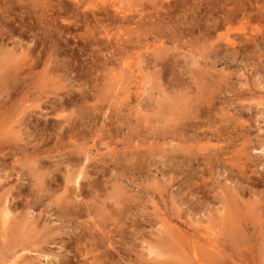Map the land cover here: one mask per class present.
Returning a JSON list of instances; mask_svg holds the SVG:
<instances>
[{
  "label": "rangeland",
  "instance_id": "rangeland-1",
  "mask_svg": "<svg viewBox=\"0 0 264 264\" xmlns=\"http://www.w3.org/2000/svg\"><path fill=\"white\" fill-rule=\"evenodd\" d=\"M6 1L0 0V3L2 4L3 2V6H5L4 9L0 4V32L3 29V31L8 30L4 22H9L12 19L10 20L11 23H9L11 26L13 25L12 28L15 33L11 32L12 37L8 35L4 36L6 39H0V46L2 45L0 51L4 41L5 48L3 47L2 51L6 48H10L8 50L12 48V56L16 60H19L17 58L20 55H25L21 56L20 62L25 61L26 56L30 58L32 54L38 55L41 58V63L35 68H38V71L44 70L42 63L46 56L50 57V65L56 66L53 71L54 75L51 78L45 77L47 79L44 83L42 81L40 85L37 84V90L39 91L33 93L34 96L31 95L34 99L29 96L31 98H26L28 101L24 100V104H30L29 107L23 105L22 108L19 107L17 109V112L16 110H11L15 103V98L17 100L20 97L12 89L9 90V92L12 91L13 93L12 99L11 92L8 93L7 89V93L3 92L2 94L4 97L0 96V100H5L10 94V97H8L11 100L8 101L6 98L5 101L7 103L5 102V104L1 101L3 103L1 108L2 110L4 109L6 115L9 111H12L10 112L11 114L9 113L10 115L8 114L9 117L6 116L7 121H5V113H3L4 116L0 113V121L4 120L0 122V196L4 194V196L2 195L3 197H0V200L7 195L5 197L9 201H7V204L11 202L9 204L11 210L13 208L15 211V214L13 211L14 218L12 217L11 224L6 229L1 225L0 215V233L2 232L1 234L4 237V231L8 232L5 235L6 239L5 237L0 238V257H7L4 258V262H10L8 258L11 256L9 255L10 252L26 247L23 254L27 258H24L25 260L19 259V264H26L27 261L30 262H27V264H80L79 248L83 247L80 245L84 244L82 243L83 241L78 242L79 238L85 236L86 242L90 237V232L92 234L94 231L96 235L102 236L103 233L108 232V229L106 230L105 228H109L110 232L113 230L109 234L117 236L115 238L119 241L116 246L120 245L119 249L124 254V258L118 260V253L116 254L112 248L113 256L115 255V260H118L115 264H161L163 260L161 259V261L160 258L165 261L169 259V261L167 260L168 262L166 261L167 263L164 262L163 264H180L181 255L179 257V254L181 253H179L180 251L178 252L179 254L176 252L180 249L172 248L171 246H174L172 241L177 242V240H180L183 237V231L184 241L188 238V241H192V244L199 245L201 250L202 245L204 246L203 248L211 247L212 245L208 243L211 242V236H206L204 232L205 225L203 224L205 223V218L211 219L213 217L212 214L214 215V212H216L217 215L215 213L214 217L221 219L219 215L222 210L221 212L219 211L223 204V206L226 205L228 200L234 203L236 201L237 203L240 202L238 204L241 209L242 201L239 200L242 199L240 197H238L239 200L238 198L236 199L237 196L234 195V192L238 193L243 186L246 187L247 198L249 199V197L253 196L250 200L251 205H253V201L254 203L256 202V206H254L255 208L257 207V211L255 208L254 211L257 214L260 212L258 209L260 207L259 204L264 202L263 194H260L264 193V150L261 148L263 147L262 144L264 145V0H262L263 2L261 0H80L81 6H78L75 0H60V2H58L59 0H49L50 21L47 22L48 24L44 23L46 18L44 19L43 16L45 15L42 7L44 4L43 0H38L37 2L20 0V2L24 3H22L23 5L21 4V9L19 8L21 6L19 0H17V3L16 0H8L12 5ZM29 1L31 4H29ZM57 2L59 7L56 6ZM60 3L64 4L63 6L65 7L62 8ZM29 5H31L30 8L27 7ZM11 8L13 9L11 10ZM34 8L36 9L34 10ZM8 9L10 10L6 11ZM116 10L123 12L121 16L120 14L118 15ZM21 16L24 18L25 23H29L30 20L32 22V30L26 31L27 33L19 26V22L22 20ZM119 16L121 19H118ZM28 19H30L29 22ZM16 20H18V23ZM15 24L16 26H14ZM44 27L45 30H43ZM247 33H249V36ZM246 36L249 38H246ZM2 58L4 57H1L0 62ZM195 78L199 80L195 82L199 87L193 82ZM42 80H44L43 77ZM207 81H209L208 86H205ZM201 82L205 85H202ZM213 82H215V86L212 84ZM206 89L210 93L211 100L209 99L208 103L203 101L206 98L202 100L205 108L200 103V100L205 96H207L208 100ZM83 90L84 93H82ZM195 93H200V95L196 98L197 94L194 97ZM203 93L206 94L204 95ZM5 94H7L6 97ZM57 94H59L58 98L61 100L66 99L64 95L71 98L74 97V99L70 98L71 100L69 101L73 100L72 103L77 101L75 104L76 106L79 104L78 107L82 109L81 113L79 112L81 109L71 103L69 105L71 107L55 108L58 105L55 101L59 100ZM182 96L187 99V96H189L188 100L190 101L187 102ZM50 99L56 104L53 108L56 110L59 108L58 111L47 112V110H50V104L48 103ZM19 102L20 100L16 101L15 107L19 105ZM195 102H198V105ZM81 103L83 106H80ZM10 105L12 106L11 108L9 107ZM92 105H95V108ZM199 105L202 106L200 107ZM7 106L8 111L5 108ZM86 107L89 108L87 109ZM189 108L200 109L199 113L202 112V115L205 116L203 120L209 122L224 116L223 114L226 112V118L228 115L227 119L230 118L234 122L232 121L233 123L231 124L229 119L225 121L226 126H224L227 127L229 125L230 128L228 127L227 130L238 135L231 144L237 147V144L241 142L242 144L240 145H245V148L243 146L241 148L238 147L239 149L244 148L243 155L245 158L247 155L249 157L246 171H243L236 163L234 165L224 161V155L222 158V156L210 152L207 157L206 153L209 150L206 151L205 148V150L199 149L198 151L190 145V143L195 142L196 138L198 142H207V137H202L201 134L213 128H209L210 126L207 123L208 126L202 125L201 128H198L197 122L202 118H195L194 120L196 121H194V113L191 114V112L195 110L189 112ZM87 110L88 112H86ZM96 111L97 113H95ZM177 111L181 112V114ZM42 112L44 114H41ZM83 113L85 114L83 115ZM219 113L222 115H219ZM233 114L235 116H232ZM26 115L30 116V121L29 118L25 121L27 125L24 124ZM64 116L65 118H63ZM89 116L93 117V119ZM209 116H213L214 119ZM1 117L5 118L2 119ZM44 117L48 118L47 125L44 123L47 118L45 119ZM59 117L63 121H57ZM98 119L102 120L100 124ZM81 120L83 121L82 125ZM48 121H51L54 125L52 124L51 126ZM64 121L65 124L67 123L66 125H64ZM87 121L89 122L87 123ZM37 122H39L40 126ZM92 122L96 124H92ZM176 122L182 123L176 124ZM194 123L196 124L194 125L195 128L191 126ZM220 123L222 122L217 121L216 125H220ZM68 124L70 125L68 126L69 128L66 127ZM55 125H57L59 130L55 131ZM60 125H64V131L67 129L64 134H71V136L69 134L66 136L74 140V143L71 139V144L67 143L69 139L66 140L67 137L65 138L64 134L60 133L63 131L62 128L60 130ZM86 125L89 127L88 129ZM184 125L188 127L186 128ZM45 126L47 128L50 127V130ZM74 127H80L84 132L78 134V130L72 131ZM41 128L44 129L43 132V129L40 130ZM190 128L191 131L189 130ZM19 129H21V132L18 131ZM164 129L165 131H163ZM169 129L174 131L172 132L175 137L171 136L173 133ZM184 130H187V133ZM48 131L50 132L48 133ZM196 132L200 137H196ZM209 132L211 133V131ZM182 133L187 136L184 138L179 137ZM75 137L78 140L77 142H75ZM91 138H94L93 141L95 143L99 140L100 142L95 144ZM95 139L98 140L96 141ZM211 139L215 142L218 141L217 138ZM169 140L170 142H168ZM181 141L183 142L181 143ZM235 142L236 145L234 144ZM176 143H178V146L180 144V146L177 147ZM75 146L79 149H76L77 147L75 148ZM80 147H84V149H80ZM69 148H73V150ZM75 149L81 153L77 155L78 152L76 154ZM85 150L88 151V154L90 153V160L86 161L87 164L90 163L88 170L91 169V166L94 168L99 166V168L91 171L94 169L92 168L90 170L92 175L89 174L83 179V182L88 181L89 183V181H93L90 182L92 183L91 186L88 184L87 187L83 186L81 188H84L80 190L81 193L78 196L81 200L77 202L75 199L77 197L76 193L73 192L74 188L71 185L73 182L67 183L65 177L69 171L68 168H73V161L76 160V155L78 156L77 161H82ZM63 151H65V155L62 154ZM37 154L38 156H36ZM92 156L94 159L91 158ZM69 157L73 161H70ZM40 158L41 162H39ZM207 158L211 159V165L206 164L208 163ZM69 163L72 166L69 167ZM54 167L57 169H54ZM38 168L44 173L42 177L38 176L42 174L40 171L37 173ZM43 168L48 172L45 169L43 171ZM249 169L251 170L249 171ZM237 170H240V173ZM202 173L203 175H201ZM48 175H51V177L49 176L48 178ZM244 175L251 177L248 180L249 189L256 187L252 189L256 190V192L249 190L248 184L240 181L247 179ZM201 176L206 177L208 186L201 188V192H204L199 193V196L206 195L202 197V199H205L204 202L200 199L201 201H197L198 203L196 204L195 193L190 194V191L193 188L200 190L198 187ZM237 176L240 178L238 179ZM255 176H260V179ZM96 178L99 179V181L97 180L99 183L97 185L95 183L97 182L95 181ZM231 178L235 179V182ZM44 182L46 185H44ZM229 183L232 185L230 186ZM251 183L255 186L251 185ZM66 184L68 187H65ZM113 184H115L116 188H113ZM235 185L241 187V190ZM62 186L63 189L61 188ZM117 186H120L118 187L119 189ZM112 188L114 191H112ZM93 189L95 192H93ZM120 189H122L121 192H119ZM228 189L234 191L230 192ZM120 193L121 195H119ZM232 193H234L235 197ZM81 194L89 196L87 198ZM223 194L228 200H222L225 198ZM254 197L256 200H254ZM2 205L3 203H0V213L2 212ZM217 205H221L219 206L220 208ZM113 206H116L117 211H115L116 209L114 210ZM262 206H264V203ZM238 209L239 207L234 208L235 211ZM260 209L261 212L264 211V207ZM88 211L92 214L90 213L91 215H89ZM107 212L111 213L108 214ZM21 213H23V216H21ZM114 213L115 216L113 215ZM117 216L120 217L118 218ZM15 218L18 220H14ZM214 219H211L212 222L209 224L216 225L215 227L219 228L220 226H217L218 223L216 224V222H219V225H225L221 226V229L225 227L224 231L226 234L227 231H231L230 229L233 225L231 226L228 223L230 227L228 224H222L223 219L219 221L217 219L216 222ZM262 219L260 220L264 221V218ZM19 220L21 221L20 223L23 222L22 224L25 222V230L23 225L18 223ZM13 221L17 225L14 226ZM209 224H206V226H209ZM250 224L252 226H249V232L251 231L250 233H253V235L249 236L248 240L245 237L246 242H244L245 239L243 238V243H240L242 239L238 241L239 244L236 240L234 243L232 236L231 238L229 237L231 234H227L229 236L227 237L226 235L224 240L225 235L223 236L222 234L225 232L220 237L219 235L217 236L218 240L220 238L221 240H214V242L221 243L220 248L222 254L226 255L225 257L221 256L222 254L218 250V252L215 249L210 251V248L209 251L208 248L203 249V251L207 250L208 252L204 251L205 253H203L202 251L199 254L206 255H204L203 259L208 256L210 259L207 257V260H204L210 264L220 261L218 264H222L223 260V263L226 262V264H264V253H262L264 252V239H262L264 237L261 235V232H264V226L263 228L261 226L264 224L260 222L259 225L256 222V225ZM228 226L229 228H226ZM253 229L255 230L253 231ZM170 230L173 232L172 235ZM178 231L180 233L177 235L180 237L176 236ZM1 234L0 236L2 237ZM186 234L189 237L187 236L186 238ZM260 235L261 237L259 238ZM203 236H205L204 239ZM197 238L200 239V243ZM3 239L7 240V244L8 242L9 244L6 245V241H2ZM9 239L10 241H8ZM222 239L224 242H222ZM15 240L17 241L15 242ZM18 240H20L18 245L22 246L23 244L22 247L15 246L19 242ZM157 242H160L159 245ZM206 242L207 244H205ZM164 243L168 254L163 252V250L166 251ZM222 243L225 245L223 246ZM9 245L16 247L15 250L12 247L10 248ZM161 245L163 247L162 251L160 249L162 248ZM3 247L6 248L3 249ZM27 247L31 250L33 249V251H30ZM150 247L158 248V250H154L156 254L154 251L153 253L151 252ZM159 249L160 253L163 252L164 255L159 253ZM170 249L171 252H169ZM2 250H5L3 251L4 253ZM197 250L201 252L198 246ZM75 253L77 254L75 255ZM170 253H173L174 257L172 255L173 258H165V255L166 257L171 256ZM216 254L218 256H215ZM74 256L75 261L71 262ZM172 260L177 262L172 263ZM8 262L6 264H10Z\"/></svg>",
  "mask_w": 264,
  "mask_h": 264
},
{
  "label": "bare ground",
  "instance_id": "bare-ground-1",
  "mask_svg": "<svg viewBox=\"0 0 264 264\" xmlns=\"http://www.w3.org/2000/svg\"><path fill=\"white\" fill-rule=\"evenodd\" d=\"M2 1V0H1ZM6 1V0H5ZM8 1V0H7ZM6 1V2H7ZM13 1H15V0H13ZM12 1V2H13ZM26 1V0H25ZM28 1V0H27ZM31 1V0H30ZM29 1V2H30ZM38 0H36V1H34L33 0V2H37ZM41 1V0H40ZM76 1V3H77V5L78 6H81V1L80 0H75ZM262 1V0H261ZM18 1L16 0V3H17ZM19 2H20V0H19ZM43 2H44V4L42 5V7L44 8V14L45 15H43L44 16V23L45 24H48L47 22H49L50 21V18H49V0H43ZM58 2H60V0L58 1ZM58 2H57V5L56 6H58ZM62 2V1H61ZM259 2V1H258ZM263 2V1H262ZM8 3H9V1H8ZM11 3V2H10ZM9 3V4H10ZM23 2H20L19 4L21 5ZM260 3V2H259ZM1 4V3H0ZM8 4V5H9ZM24 4V3H23ZM22 4V5H23ZM27 4V3H26ZM26 4H25V6H26ZM29 4H31V2L29 3ZM61 4V6H62V8L63 7H65V6H63L64 4H62V3H60ZM11 5H12V3H11ZM22 5L21 6H19V8L20 7H22ZM36 5V4H35ZM40 5V4H39ZM1 6L2 7H4V9H5V6H3V2H2V4H1ZM1 6H0V8H1ZM30 6L31 5H29V6H27V7H29L30 8ZM34 6V5H33ZM55 6V5H54ZM55 6V7H56ZM7 7H11V6H7ZM13 7V6H12ZM26 7V8H27ZM37 7V6H36ZM39 7V6H38ZM52 7V6H51ZM59 7V6H58ZM58 7H57V9H58ZM18 8V9H19ZM24 8V7H23ZM22 8V9H23ZM29 8H28V10H29ZM33 8V7H32ZM42 8V9H43ZM13 8H11V10H12ZM21 9V8H20ZM36 8H34V10H35ZM259 9H260V7H259ZM10 9H8V10H6V11H9ZM27 10V11H28ZM27 11H25L26 12V14H28L27 13ZM30 11V13H31V10H29ZM117 12H118V15L120 14V16H121V13H123L122 11H120V10H116ZM12 12V11H11ZM42 12V13H43ZM48 12V13H47ZM5 14V13H4ZM25 14V15H26ZM52 14V13H51ZM11 15V14H10ZM20 15H21V13H20ZM25 15H22V16H25ZM30 15V14H29ZM28 15V16H29ZM115 15H117V14H115ZM22 16H21V18H22ZM52 16V15H51ZM120 16H119V18L118 19H121L120 18ZM4 17V16H3ZM7 17V16H6ZM20 17V16H19ZM39 17V16H38ZM97 17V16H96ZM20 18V19H21ZM94 18H95V16H94ZM98 18V17H97ZM96 18V19H97ZM122 18L124 19V17L122 16ZM5 19V18H4ZM42 19V18H41ZM10 20H12V19H10ZM10 20H9V22H10ZM26 20V19H25ZM29 20L30 19H28V22H29ZM36 20H38V19H36ZM40 20V19H39ZM17 21V23H18V20H16ZM8 21H5L4 22V24L6 23V25H7V29L8 30H6V31H1L0 32V39H2V40H4V39H6V38H4V36H8V35H10L11 36V32H14L13 31V28H12V26L10 25V23H9ZM14 23V22H13ZM40 23V22H39ZM51 23V22H50ZM53 23V22H52ZM42 24V23H41ZM14 26H16V24L14 25ZM18 26V25H17ZM19 26L21 27V29L25 32V33H27L26 31H30V30H32V22H31V20H30V22L29 23H25V21H24V18H22V20L19 22ZM35 26H36V24H35ZM46 26V25H45ZM9 27V28H8ZM19 28V27H18ZM15 29V28H14ZM34 29V28H33ZM41 29V28H40ZM43 29V28H42ZM17 30V29H16ZM43 30H45V27H44V29ZM47 30V29H46ZM15 33V32H14ZM21 33V32H20ZM35 33H37V32H35ZM40 33V32H39ZM22 34V33H21ZM38 34V33H37ZM14 35V34H13ZM16 35V34H15ZM43 35V34H42ZM247 35L249 36V33H247ZM44 36H45V34H44ZM248 36H246V38H249ZM12 37V36H11ZM35 38V37H34ZM44 38V37H43ZM1 40V41H2ZM36 40V39H35ZM94 41H95V39H94ZM37 42V41H36ZM39 42V41H38ZM96 42V41H95ZM235 42V41H234ZM230 43V42H229ZM2 44H3V47L5 48V43H4V41L2 42ZM2 46V45H1ZM0 46V47H1ZM33 46H35L34 44H33ZM37 46H38V44H37ZM3 47L1 48V51H2V49H3ZM8 49H10V48H6V49H4L2 52L0 51V54L5 58H2V61L0 62V96H3L2 94H3V92H6V89H7V91H8V93H10L11 94V99L13 98V93H12V91H10L9 92V90L10 89H12L13 90V92L14 93H16V94H18V99L17 100H20V102H19V105L18 106H16L15 107V103H16V98H15V103H14V105H13V108H15V109H13V108H11L12 106L10 105L9 107L11 108V110L12 111H14V110H16V112H17V109H19V107H23V105L25 106V107H29L30 106V104H24V100H26V98H28L29 96H31V95H33V93H35L36 91L38 92L39 90H37V84H41L42 83V81H43V83H44V81L47 79V78H51V76L52 75H54V69H55V66L56 65H53V66H51L50 65V63H51V60L46 56V58H45V60L43 61V66H44V70L43 71H38L37 69H35L36 67H37V65L38 64H40L41 62H40V57H38V55H36V54H32L31 56H30V58H27V56H26V58H25V61H22V62H20V58H21V56L23 57V56H25V55H18L19 56V58H17V59H19V60H16L15 58H14V56H12V54H13V51H11L12 50V48H11V50H8ZM14 49V48H13ZM33 49H35L34 47H33ZM28 51H29V49H27ZM14 51H16L15 49H14ZM35 52V51H34ZM37 52H38V50H37ZM22 53H23V51H22ZM19 54H21V53H19ZM15 55V54H14ZM28 55V54H27ZM1 56V57H2ZM17 56V55H16ZM42 56V55H41ZM1 57H0V59H1ZM42 58H44V57H42ZM22 59H24V58H22ZM156 60V59H155ZM10 61V62H9ZM103 61H104V59H103ZM156 61H158V60H156ZM53 62V61H52ZM115 63V62H114ZM155 63V62H154ZM50 65V66H49ZM98 65V64H97ZM157 65V64H156ZM39 67V66H38ZM121 67V66H120ZM129 67V66H128ZM115 69V68H114ZM126 71H127V69H126ZM123 73H124V71H123ZM42 77H43V79L44 80H42ZM45 77H47V78H45ZM204 77H206V76H204ZM208 79V78H207ZM49 80V79H48ZM203 80V79H202ZM211 80V79H210ZM196 81H199V80H196V78H195V81L193 80V82H194V84H195V82ZM205 81V80H204ZM203 81V82H204ZM212 81H214V80H212ZM203 82H201L202 83V85H205ZM198 83V82H197ZM205 83H207L205 86H208V83H209V81H207V82H205ZM199 84H200V82H199ZM211 84V83H210ZM213 85L215 84V82H213L212 83ZM45 85V84H44ZM195 85H198V84H195ZM212 85V86H213ZM216 85V84H215ZM214 85V86H215ZM46 86V85H45ZM211 86V85H210ZM209 86V87H210ZM198 87H199V85H198ZM197 87V88H198ZM209 87H208V89H209ZM41 88V87H40ZM200 88L202 89V87L200 86ZM205 88V87H204ZM203 88V89H204ZM91 89V88H90ZM5 90V91H4ZM197 90V89H196ZM211 90V89H210ZM88 91V90H87ZM205 91V90H204ZM206 91H207V89H206ZM205 91V92H206ZM180 92V91H179ZM182 92V91H181ZM208 92V91H207ZM7 93V92H6ZM67 93V92H66ZM68 93H69V91H68ZM82 93H84V90H83V92ZM10 94H8V96L10 95ZM197 94V96H196V98L198 97V95H200V93L198 94V93H195L194 94V97H195V95ZM204 95L206 94V93H203ZM203 94H201L202 96H203ZM208 94V100H207V96H205V97H202V99L200 100L201 102V104L203 103V101H206V103H208V101H209V99L211 100V96H210V93L208 92L207 93ZM15 95V94H14ZM59 94H57V98L59 97L58 96ZM61 95V94H60ZM7 96V94H5V97ZM6 97L7 98V100L8 101H10L9 100V97ZM34 96V95H33ZM33 96H31L32 98H33ZM65 97H66V99L65 100H61L60 98H58L59 100H57V101H55V103L56 104H58V105H56L55 103H53L54 101H52L51 99H50V102H48L49 104H50V110H47V112L49 113V112H52L53 110H55V111H58L59 110V108L56 110V109H54L53 107L55 106V108L56 107H60V109L61 108H65L66 106H68V107H71V106H69V105H71V104H74L75 106H76V102L77 101H74L75 103H72V101H69V100H71L72 98L74 99V97H70V96H66V95H64ZM71 96H73V95H71ZM180 96V95H179ZM4 97V96H3ZM3 97H2V99H3ZM16 97V96H15ZM31 97H29V98H31ZM61 97V96H60ZM82 97V96H81ZM86 97V96H85ZM185 100H187V102L188 101H190V100H188L189 99V96H187L188 97V99L187 98H185L184 96H182ZM6 98H5V100H6ZM36 98V97H35ZM71 98V99H70ZM84 98V97H83ZM200 98H201V96H200ZM200 98H198V99H200ZM204 98H206V100H203ZM1 99V98H0ZM34 99V98H33ZM37 99V98H36ZM173 99V98H172ZM5 100H0V113H2V115H3V113H5V111H4V109L2 110V104L3 103H1V101H3L4 102V104H5ZM54 100V99H53ZM56 100V99H55ZM84 100V99H83ZM173 100H175V99H173ZM184 100V101H185ZM197 100V99H196ZM203 100V101H202ZM14 101V100H13ZM13 101H12V103H13ZM26 101H28V100H26ZM35 101H37V100H35ZM34 101V102H35ZM52 101V102H51ZM193 102V101H192ZM212 102V101H211ZM7 103V102H6ZM71 103V104H70ZM83 103V102H82ZM82 103L80 104V106L82 105ZM173 103H175V102H173ZM190 103V102H189ZM196 103V102H195ZM199 103V104H200ZM46 104H47V101H46ZM177 104H178V102H177ZM181 104H183V103H181ZM194 104V103H193ZM8 105H9V103H8ZM17 105V104H16ZM97 105V104H96ZM186 105V104H185ZM188 105V104H187ZM191 105V104H190ZM190 105H189V107H190ZM196 105H198V102L196 103ZM203 105V104H202ZM202 105H199L200 107L202 106ZM49 106V105H48ZM78 106H79V104H78ZM78 106H76V107H78ZM83 106V105H82ZM93 106V105H92ZM95 106V105H94ZM93 106V107H94ZM176 106V105H175ZM199 106H197L198 108H199ZM186 107V106H185ZM192 107V106H191ZM203 107H205L204 105H203ZM4 108V107H3ZM6 108V110L8 111V106L7 107H5ZM51 108H53V109H51ZM78 108H80V107H78ZM87 108V107H86ZM89 108V107H88ZM87 108V109H88ZM95 108V107H94ZM182 108V107H181ZM188 108V107H187ZM193 108V107H192ZM190 109V111L189 112H191V110H195V109ZM195 108V107H194ZM206 108V107H205ZM208 108V107H207ZM215 108V107H214ZM81 109V108H80ZM105 109V108H104ZM103 109V110H104ZM209 109V108H208ZM75 110V109H74ZM99 110V109H98ZM107 110V109H106ZM178 110H180V109H178ZM218 110V109H217ZM226 110V109H225ZM6 111V112H7ZM12 111H9V113L10 112H12ZM60 111H63V110H60ZM76 111V110H75ZM81 111H82V109L79 111L80 113H81ZM105 111V110H104ZM183 111V110H182ZM199 111H201L200 109L198 110H195V111H192L191 112V114L192 113H194L193 114V120L196 118V119H201L200 121H198L197 122V127L199 128H201V126L202 125H209L210 127L209 128H213V129H211V130H209V131H211V133L209 132V131H204L202 134H201V136L203 137V136H205V138L207 137V142H205V143H203V142H198V141H196L197 140V138H196V140H194L195 142H193L192 144L190 143L191 142V140H190V142L188 141V143H190V145L194 148V149H197L198 151H199V149L201 150H205V148H206V151L207 150H209V152L208 153H206L207 154V157L209 156V154H210V152H214V154H216V155H218V156H222V158H223V155H224V161H227L228 163L230 162L231 164L233 163H236V165H238L239 167H241L242 168V170L243 171H246V168L248 167V163H247V161L249 160V157H248V155L246 156V158L244 157V155H243V153H244V146L245 145H240V144H242L241 142H240V144H237V147L236 146H234L233 144H231V143H233V140L238 136L237 134H233V133H231L230 131H228L227 129H228V127H229V125L227 126V127H225L226 125H225V121H228L229 119H227L229 116L227 115V118H226V112H224V116H220L218 119H214V117L213 116H209V117H213V121H211L210 119V121L211 122H209V121H204L203 120V118L205 117L204 115H202V112L201 113H199ZM206 111V110H205ZM208 112H210L209 110H207ZM215 111H216V109H215ZM219 111H220V109H219ZM86 112H88V110L86 111ZM103 112V111H102ZM101 112V113H102ZM178 112V111H177ZM207 112V113H208ZM213 112V111H212ZM223 112V111H222ZM8 113V114H9ZM15 113V112H14ZM77 113V112H76ZM95 113H97V111L95 112ZM109 113V112H108ZM178 113H180L181 114V112H178ZM182 113H184V112H182ZM6 115V113H5V117L6 116H8L9 117V115L11 114H9V115ZM13 114V113H12ZM39 114H40V112H39ZM41 114H44L43 112L41 113ZM78 114V113H77ZM85 113H83V115H84ZM187 114H188V110H187ZM187 114H185V115H187ZM209 114V113H208ZM213 114V113H212ZM211 114V115H212ZM103 115V114H102ZM183 115V114H182ZM184 115V116H185ZM190 115V114H189ZM210 115V114H209ZM217 115V114H216ZM219 115H222V114H220L219 113ZM1 116V115H0ZM4 116V115H3ZM47 116V115H46ZM66 116V115H65ZM65 116L63 117V118H65ZM80 116V115H79ZM93 116H95V114H93ZM104 116V115H103ZM232 116H235L234 114L232 115ZM4 117V118H5ZM42 117H43V115H42ZM48 117V116H47ZM47 117H44L45 119L47 118ZM86 117V116H85ZM90 117V116H89ZM97 117V116H96ZM189 117V116H188ZM201 117V118H200ZM225 117V118H224ZM2 118V117H1ZM4 118H2V119H4ZM29 118V121H30V116L29 115H26L25 117H24V124L26 123L25 121L27 120ZM49 118V117H48ZM48 118L46 119V122H44L46 125H47V120H48ZM81 118H82V116H81ZM84 118V117H83ZM91 118V117H90ZM110 118V117H109ZM177 118V117H176ZM184 118V117H183ZM237 118V117H236ZM50 119V118H49ZM91 119H93V117L91 118ZM107 119V118H106ZM179 119H180V117H179ZM59 120H61L60 119V117L57 119V121H59ZM65 120V119H64ZM66 120H67V118H66ZM82 120H84V119H82ZM80 121L81 122V125H82V123H83V121ZM101 120V119H100ZM99 119H98V121H99V124H100V122H102V120L100 121ZM178 120V119H177ZM184 121H185V119H183ZM2 121H4V120H2ZM2 121H0V122H2ZM5 121H7V117H6V120ZM22 121V120H21ZM61 121H63V120H61ZM60 121V123L61 124H63V122H61ZM77 121V120H76ZM75 121V122H76ZM79 121V120H78ZM94 121H95V119H94ZM98 121H97V123H98ZM179 121V120H178ZM180 121H181V119H180ZM194 121H196V120H194ZM217 121H219V122H222V123H220V125H216L217 124ZM230 121H231V119H230ZM229 121V122H230ZM233 121V120H232ZM230 122L231 124L234 122ZM244 121V120H243ZM68 122V121H67ZM79 122V123H80ZM89 121H87V123H88ZM96 122V121H95ZM94 122V123H95ZM103 122H104V120H103ZM245 122V121H244ZM4 123V122H3ZM21 123V122H20ZM22 123H23V121H22ZM43 123V124H44ZM48 123H50L51 124V126H52V124L54 125V123H52L51 121L49 122L48 121ZM93 122H92V124H94ZM180 123V122H179ZM179 123H177L176 122V124H179ZM182 123V122H181ZM180 123V124H181ZM207 123V124H206ZM229 123V124H230ZM35 124H36V122H35ZM37 124L39 125V122H37ZM58 125H59V123H57ZM67 124V123H66ZM65 124V121H64V125H66ZM70 124V123H69ZM67 125L66 127L67 128H69L68 126H70V125ZM96 124V123H95ZM102 124V123H101ZM166 124V123H165ZM185 124H186V122H185ZM25 125H27V124H25ZM64 125H60L61 127H60V130H62L63 129V127H64ZM79 125V124H78ZM80 125V126H81ZM103 125V124H102ZM194 125H196L195 123L192 125L191 124V126H194ZM207 125V126H208ZM225 125V126H224ZM35 126V125H34ZM40 126V125H39ZM56 127H57V125H55ZM96 126V125H95ZM179 126H181V125H179ZM183 126V125H182ZM186 125H184V127H185ZM232 126V125H231ZM25 127V126H24ZM32 127H33V125H32ZM36 127V126H35ZM35 127H34V129H35ZM44 127V126H43ZM46 128H47V126H45ZM54 127L55 128V131L58 129L59 130V128L57 127ZM86 127H87V125H86ZM97 127H98V125H97ZM184 127H182V128H184ZM188 126H186V128H187ZM37 128H38V126H37ZM45 128V129H46ZM50 128V127H49ZM49 128H47L48 130H50ZM62 128V129H61ZM65 128V127H64ZM73 128V127H72ZM72 128H71V130H72ZM89 127H87V129H88ZM94 128V127H93ZM101 128V127H100ZM99 128V129H100ZM173 128H175V127H173ZM180 129H181V127H179ZM192 128V127H191ZM191 128L189 129L190 131H191ZM193 128H195V126L193 127ZM206 128V127H205ZM230 128V127H229ZM235 128V127H234ZM234 128H233V130H234ZM43 128H41L40 130H42ZM46 129V130H47ZM86 129V130H87ZM91 129V128H90ZM95 129V128H94ZM207 129V128H206ZM54 130V129H53ZM65 129H63V131H64ZM74 130H78L79 132H77L78 134H82L84 131L80 128V127H74V129L72 130V131H74ZM170 130V129H169ZM168 130V131H169ZM182 130V129H181ZM195 130V129H194ZM203 130V129H202ZM213 130V131H212ZM239 130V129H238ZM238 130H236V131H238ZM241 130V129H240ZM18 131H20L21 132V129H19ZM23 131V130H22ZM44 131V129L42 130V132ZM60 132V133H65L66 131H67V129H66V131H64V132ZM163 131H165V129L163 130ZM173 131V130H172ZM171 130H170V132H172ZM185 131V130H184ZM187 131V130H186ZM185 131V132H186ZM193 131V130H192ZM196 131V130H195ZM194 131V132H195ZM41 132V133H42ZM50 131H48V133H49ZM69 132V131H68ZM87 132V131H86ZM167 132V131H166ZM166 132H165V134H166ZM174 132V131H173ZM172 132V133H173ZM178 132V131H177ZM184 132V134H186ZM199 132H200V130H199ZM238 132H240V131H238ZM243 132V131H242ZM23 133V132H22ZM21 133V134H22ZM45 133L47 134V132L45 131ZM52 133H53V131H52ZM51 133V134H52ZM168 133V132H167ZM181 133V132H180ZM179 133V134H180ZM189 133V132H188ZM24 134V133H23ZM26 134V133H25ZM57 134V133H56ZM62 134V135H63ZM68 134L69 133H67L66 135L68 136ZM88 134H89V132H88ZM164 134V135H165ZM183 134V133H182ZM181 134V135H182ZM183 134V136H179V137H181V138H184V137H186L185 135ZM242 134V133H241ZM65 134L63 135L65 138L67 137ZM175 134L173 133L171 136H173V137H175L174 136ZM189 135V134H188ZM58 136V135H57ZM69 136H71V134H69ZM81 136H83V135H81ZM88 136V135H87ZM90 136V135H89ZM171 136H170V138H171ZM200 137V135H198L197 134V132H196V137ZM240 136V135H239ZM243 136V138L245 137L244 136V134L242 135ZM73 137V136H72ZM61 138H63V137H61ZM74 138V137H73ZM87 138V137H86ZM95 138V137H94ZM94 138H91V140L93 141L94 140ZM169 138V139H170ZM188 138V137H187ZM211 138H217L218 139V141H212V139ZM69 139V141H67V143L69 142L70 144H71V138H66V140H68ZM71 139V140H70ZM172 139V138H171ZM180 139V138H179ZM247 139V138H246ZM246 139H245V141H246ZM57 140H58V138H57ZM63 140V139H62ZM96 140V139H95ZM98 140V139H97ZM96 140V141H97ZM182 140V139H181ZM238 140V139H237ZM59 141V140H58ZM73 141V143H74V140H72ZM78 140L76 139V137H75V142H77ZM172 141V140H171ZM200 141V140H199ZM205 141V140H204ZM87 142V141H86ZM94 142V141H93ZM97 142H100V140L99 141H97ZM97 142L95 143V144H97ZM168 142H170V140L168 141ZM178 142V141H177ZM183 141H181V143H182ZM237 142V141H236ZM236 142L234 143L235 145H236ZM243 143H244V141H242ZM247 143H248V141H246ZM245 142V143H246ZM60 143H61V139H60ZM59 143V144H60ZM80 143V142H79ZM173 143V142H172ZM225 143V144H224ZM62 144H63V142H62ZM174 144V143H173ZM172 144V145H173ZM61 145V144H60ZM77 145V144H76ZM176 145H177V147H179L180 146V144H179V146H178V143H176ZM171 146V145H170ZM175 146V145H174ZM182 146V145H181ZM241 148L242 146L244 147V148H242V149H239V147ZM246 146H247V144H246ZM262 146L263 147H261L262 148V150H264V145L262 144ZM77 146H75V148H76ZM166 147V146H165ZM173 147V146H172ZM185 147V146H184ZM65 148V147H64ZM67 148V147H66ZM74 148V147H73ZM73 148H69L70 150L72 149L73 150ZM84 149V147H80V149ZM188 148V147H187ZM186 148V149H187ZM37 149V148H36ZM76 149H79L78 147L76 148ZM75 149V150H76ZM109 149V148H108ZM170 149H172V148H170ZM173 149H175V148H173ZM177 149H179V148H177ZM185 149V150H186ZM68 150V149H67ZM189 150V149H188ZM65 151H66V149H65ZM65 151H63V153L62 154H64L65 153ZM196 151V150H195ZM71 152V151H70ZM74 152V151H73ZM76 152V154H77V152H78V154L77 155H79V153H81L80 151H75ZM90 152V151H89ZM108 152H109V150H108ZM33 153V152H32ZM222 153V154H221ZM247 154H248V152H246ZM74 154V153H73ZM65 155V154H64ZM76 155V163H75V161H73L72 159H70V157H73V156H70L69 157V160L70 161H73L74 162V166H73V168L71 169V168H68L69 169V171L67 172V174H66V177H65V181L68 183V182H73V184H71L72 185V187L74 188V193H76V196L78 197L79 196V194L81 193V191L80 190H83V189H81L83 186H86L87 187V185L89 184L90 186H91V184L92 183H90V182H92L93 180H91V181H89V183H88V181H86V182H83V179H85L87 176H89V174L90 175H92V172L91 171H93V170H95V168H99V166L96 164H94L95 166H98V167H92L91 166V169L92 168H94V169H90V170H88L89 168H88V165H90V163L89 164H87V160L90 158V153L88 154V151L87 150H85V152H84V157H83V159H82V161H80V162H78L77 160V158H78V156ZM36 156H38V154L36 155ZM35 156V157H36ZM211 156V155H210ZM38 158V157H37ZM74 158V159H75ZM92 159H94L93 158V156L91 157ZM216 158V157H215ZM39 159V158H38ZM68 159V158H67ZM208 159V163H206V162H204V163H206V164H210V160H209V158H207ZM68 160V161H69ZM90 160V159H89ZM204 160H206V159H204ZM35 161H38V160H35ZM96 161V160H95ZM39 162H41V158H40V161ZM43 162V161H42ZM78 162V163H77ZM216 163H217V161H215ZM38 163V162H37ZM71 164H72V162H70ZM69 163V164H70ZM35 164V163H34ZM40 164V163H39ZM68 165L69 167L70 166H72V165ZM45 165V164H44ZM53 165V164H52ZM211 165V164H210ZM235 165V164H234ZM51 166V165H50ZM238 166H236L237 168H238ZM40 167V166H39ZM57 167V166H56ZM235 167V168H236ZM236 168V169H237ZM240 168V169H241ZM39 169V170H38ZM38 169H36V170H38V172L37 173H39V171L41 172V170H40V168H38ZM44 169L45 168H43V171H44ZM54 169H57V168H55L54 167ZM245 169V170H244ZM248 169V168H247ZM257 169V168H256ZM59 170V169H58ZM207 170V169H206ZM251 169H249V171H250ZM35 171V170H34ZM45 171H46V169H45ZM60 171V170H59ZM209 171H210V169H209ZM209 171H208V173H209ZM238 171V170H237ZM240 171V170H239ZM238 171V172H239ZM252 171H254L253 169H252ZM258 171V170H257ZM46 172H48V171H46ZM98 172V171H97ZM42 173V172H41ZM207 173V172H206ZM236 173V172H235ZM234 173V174H235ZM240 173V172H239ZM243 173V172H242ZM241 173V174H242ZM249 173V172H248ZM49 174H50V172H49ZM93 174H95L94 172H93ZM238 174V173H237ZM244 174H246V173H244ZM44 175V173H42V174H39L38 176L39 177H42ZM45 175H46V173H45ZM52 175V174H51ZM51 175H48V178H49V176L51 177ZM96 175V174H95ZM201 175H203V173L201 174ZM249 175V174H248ZM248 175H244L245 177H247ZM37 176V177H38ZM249 176H251V175H249ZM38 177V178H39ZM63 177H64V174H63ZM96 177V176H95ZM238 177V176H237ZM240 177L242 178V176L240 175ZM240 177H238V179L240 178ZM252 177V176H251ZM251 177H247V179L244 181L243 179L242 180H240V181H243L244 183H247L248 185V189H249V182H248V180L251 178ZM255 177H258V176H255ZM260 177V176H259ZM258 177V178H259ZM93 178V177H92ZM232 178H234V177H232ZM231 178V179H232ZM47 179V178H46ZM51 179H53V178H51ZM50 179V180H51ZM245 179V178H244ZM260 179V178H259ZM41 180V179H40ZM49 180V181H50ZM57 180V179H56ZM99 181V179H95V181ZM208 180V179H207ZM233 180V179H232ZM235 180V179H234ZM233 180V181H234ZM237 180V179H236ZM252 180V179H251ZM254 180V179H253ZM262 180V179H261ZM63 181V180H62ZM98 181L97 182H95L96 183V185H97V183H98ZM255 181V180H254ZM259 181V180H258ZM263 181H264V178H263ZM235 182V181H234ZM237 182V181H236ZM239 182V181H238ZM49 183H52V182H49ZM63 184H64V182H62ZM113 183V182H112ZM254 183V182H253ZM259 183H260V181H259ZM264 183V182H263ZM263 183H261V184H263ZM56 184V183H55ZM58 184V183H57ZM62 184V185H63ZM99 184V183H98ZM197 184H198V182H197ZM199 187H198V189H200V190H197V189H192V191H190V194H194L195 196H196V198H195V201H196V204L198 203L197 201H199L200 199L201 200H203L202 202H204V200L205 199H202V197H205V196H199V193L202 191L201 190V188L203 189V187H205V186H208V182L206 181V177H204V176H201V179H200V181H199ZM230 184V183H229ZM241 184V183H240ZM255 184V183H254ZM254 184H252L251 183V185H254ZM44 185H46L45 184V182H44ZM115 184H113V188H116L115 186H114ZM232 184H230V186H231ZM234 185V184H233ZM243 185H245V184H243ZM242 185V186H243ZM256 185V184H255ZM254 185V186H255ZM58 186H59V184H58ZM92 186H94V185H92ZM239 186H241V185H239ZM246 186V185H245ZM262 186V185H261ZM54 187V186H53ZM52 187V188H53ZM60 187V186H59ZM65 187H68V185L66 184L65 185ZM85 187V188H86ZM118 187H120V186H117V188ZM235 187H238V186H236L235 185ZM259 187V186H258ZM263 187V186H262ZM55 188V187H54ZM62 189H63V186L61 187ZM70 188V187H69ZM68 188V189H69ZM112 188V189H113ZM241 187H238V189H240ZM245 188L246 187H244L243 186V188H241L240 190L241 191H238L236 188V190L238 191V193L237 192H234V193H232V195L234 194L235 196H237L236 197V199L238 198V197H240V199H242V200H239V198H238V200L239 201H242L241 202V209H240V206H239V204L238 203H240V202H238L237 203V201L234 203V202H230L227 198H226V196L224 195V197L225 198H223V197H221V198H223L222 200H225L226 201V199L228 200V201H226L227 203H226V209H225V206H223L222 205V207H224L223 209H222V207H221V209H220V211L219 212H221V210H222V212H221V214L219 215L220 216V218L221 219H223L222 220V224H228V223H230L231 224V226L233 225V227H231L229 224V226L231 227V231H227V234H231L230 236L229 235H227L226 234V232L224 231V228L222 227V229H221V226H225V225H219L220 223L219 222H216L217 221V219L218 218H216V217H214V215H215V213L216 212H214V215L212 214L213 213V211H212V216L213 217H211V216H209V217H211V219L213 220L214 218L216 219H214V221L216 222V224L218 223V225L217 226H220L218 229L215 227L216 225H213V224H209L210 222H212V220L211 219H207V218H205L206 220H208V221H204L205 223L203 224V225H205V230H204V232L206 233V236H211L210 237V239H211V242H208L210 245H212L211 247L210 246H208L207 248H208V251H209V248L211 249L210 251H212V249H215V251H219V253L221 252V254H222V251H221V248H220V245H221V243L219 244L218 242H214V240H218V235H219V237H220V235L223 233V232H225L224 234H222L223 236L225 235V237H224V240H225V238H226V235H227V237L229 236L230 238H231V236H232V241L235 243V240H236V242H238L239 240H241L242 239V241L240 242V243H243V241H244V239H245V237H246V239L248 240L249 239V236H252L253 235V233H250L249 232V226H252L250 223H252L253 225H256L255 224V222L259 225V222L260 223H262V224H264V221H261V220H263L262 218H264V211L263 212H261V209L260 208H262L263 209V207L264 206H262L261 207V205L264 203H262V204H259L260 205V207L258 208L259 210H260V212L257 214V212H255L254 210L257 208H255V203H254V201L252 202V204L253 205H251V198L253 197H249V199L247 198V196H246V194H247V192L245 191ZM254 188H256V187H252L251 189H249V190H252V189H254ZM57 189V188H56ZM56 189H54L55 191H56ZM119 189V188H118ZM231 190H232V188H230ZM234 189V188H233ZM234 189V190H235ZM261 189H263V188H261ZM53 190V191H54ZM65 190V189H64ZM72 190V189H71ZM121 190L122 189H120V191L119 192H121ZM222 190V189H221ZM229 190V189H228ZM233 190V191H234ZM235 190V191H236ZM247 190V189H246ZM248 190V191H249ZM66 191V190H65ZM88 191V190H87ZM90 191V190H89ZM112 191H114V189L112 190ZM230 191V190H229ZM233 191H230V192H233ZM253 192H256V190L254 191V190H252ZM261 191V190H260ZM7 192L9 193V191L7 190ZM72 192V191H71ZM85 192V191H84ZM93 192H95L94 191V189H93ZM116 192V191H115ZM204 192V191H203ZM203 192H201V193H203ZM229 192V193H230ZM246 192V193H245ZM257 192H258V190H257ZM4 193V192H3ZM6 193V192H5ZM7 193V194H8ZM19 193V192H18ZM220 193H221V191H220ZM222 193H224V192H222ZM236 193H237V195H236ZM252 193V192H251ZM250 193V194H251ZM0 194H1V192H0ZM87 194V193H86ZM189 194V195H190ZM260 194H263V197H264V193H260ZM3 196H4V194H2ZM0 196V197H3V196ZM82 195V194H81ZM93 195H94V193H93ZM109 195V194H108ZM119 195H121V193L119 194ZM231 195V194H230ZM233 195V196H234ZM239 195V196H238ZM252 195H253V193H252ZM255 195H257V194H255ZM7 196V195H6ZM5 196V197H6ZM73 196H75L74 194H73ZM75 196V197H76ZM82 196H84V195H82ZM87 198H88V196L89 195H85ZM84 196V197H85ZM109 196H112V195H109ZM232 196V197H233ZM234 196V197H235ZM246 196V197H245ZM261 196V195H260ZM3 198L2 200H0L1 202L0 203H3V205H2V212L0 213V215H1V225H2V227L4 228V229H6L8 226H9V224H11V220L14 218L13 217V215L15 214V211H14V209L12 208V210H11V207H10V205L9 204H11V202L10 203H8L7 204V199L8 198ZM15 197V196H14ZM74 197V198H75ZM77 197L75 198L76 200H77V202H79L78 200H81V198L79 199V197H78V199H77ZM91 197V196H90ZM105 197V196H104ZM220 197V196H219ZM257 197V196H256ZM107 198V197H106ZM112 198V197H111ZM115 198V197H114ZM255 198V197H254ZM74 199V201H75V203H76V200ZM10 200V199H9ZM85 200V199H84ZM102 200V199H101ZM200 200V201H201ZM208 200V199H207ZM244 200V201H243ZM254 200H256V198L254 199ZM261 200V199H260ZM105 201H106V199H105ZM118 201V200H117ZM262 201V200H261ZM9 202V201H8ZM202 202H200V203H202ZM218 202V201H217ZM216 202V203H217ZM106 203V202H105ZM118 203H119V201H118ZM117 203V205H119ZM220 203V202H219ZM17 204V203H16ZM29 204V203H28ZM257 204V206H259ZM103 205V204H102ZM108 205V204H107ZM111 205H113V204H111ZM122 205V204H121ZM200 205V204H199ZM198 205V206H199ZM255 205V206H254ZM18 206H19V204H18ZM78 206V205H77ZM76 206V207H77ZM123 206V205H122ZM218 206V205H217ZM219 206H221V205H219ZM218 206V208H220ZM16 207V206H15ZM28 207V206H27ZM112 207V206H111ZM114 207V206H113ZM116 207V206H115ZM114 207V210L115 211H117V208H115ZM119 207V206H118ZM124 207H125V204H124ZM209 207V206H208ZM211 207V206H210ZM236 207H239V209L237 210V211H235L234 210V208L236 209ZM0 208H1V206H0ZM17 208V207H16ZM29 208H30V206H29ZM89 208V207H88ZM216 208V207H215ZM255 208V209H254ZM92 209V208H91ZM97 209V208H96ZM106 209V208H105ZM111 209H113V208H111ZM209 209V208H208ZM207 209V210H208ZM86 210H89V209H86ZM98 210V209H97ZM108 210V209H107ZM210 210H211V208H210ZM209 210V211H210ZM1 211V210H0ZM13 211H14V214H13ZM28 211V210H27ZM72 211V210H71ZM101 211V210H100ZM102 211H103V209H102ZM110 211V210H109ZM256 211H257V209H256ZM92 212H94L93 210H92ZM99 212V211H98ZM121 212V211H120ZM88 213H89V215H91L92 213L91 212H89L88 211ZM91 213V214H90ZM108 214H110L109 212H107ZM22 215L21 216H23V213H21ZM75 214V213H74ZM88 215V216H89ZM114 216H115V213L113 214ZM216 215H217V213H216ZM25 216V215H24ZM111 216V215H110ZM121 216V215H120ZM119 216V217H120ZM13 217V218H12ZM27 217V216H26ZM90 217V216H89ZM94 217V216H93ZM118 217V216H117ZM118 217V218H119ZM122 217V216H121ZM208 217V218H209ZM23 220H24V218H22ZM98 219V218H97ZM221 219H218V221L219 220H221ZM261 219V220H260ZM14 220H18V219H14ZM22 220V221H23ZM26 220V219H25ZM27 221V220H26ZM199 221V220H198ZM14 222L15 221H13L12 223L14 224ZM21 221L19 220V224H22V223H20ZM201 222V221H200ZM80 223H82V222H80ZM98 224V223H97ZM206 224H209V226H206ZM250 224V225H249ZM15 225H17V224H14V226ZM23 225V229L25 230V228H24V225H25V222H24V224H22ZM27 225V224H26ZM110 225V224H109ZM21 226V225H20ZM19 226V227H20ZM100 226H102V225H100ZM99 226V227H100ZM171 226V225H170ZM182 226V225H181ZM180 226V227H181ZM229 226L228 227H226V228H229ZM263 226L264 225H262L261 226V228H263ZM11 227V226H10ZM96 227H97V225H96ZM110 227V226H109ZM167 227V226H166ZM171 227H175L174 225L173 226H171ZM254 227H256V226H254ZM254 227H252V228H254ZM259 227V226H258ZM13 228H15V227H13ZM17 228V227H16ZM89 228H90V226H89ZM111 228V227H110ZM169 228V227H168ZM10 229V228H9ZM106 230L108 229V232H106V233H103L102 234V236H99V235H96V232L94 233V231H93V233L91 234V232H90V237H89V239H87L88 241H86L85 242V240H86V237L84 236L83 238H79V241L78 242H82L84 245H80V243H78L80 246H83V247H78L79 248V252H80V260H79V263L80 264H115L116 262H118V260L119 259H121V258H124L123 257V255L124 254H122V251H120V249H119V246H116V244L118 243V239L117 238H115V237H117V236H115L114 234H109V228H105ZM112 229V228H111ZM164 229H167V228H164ZM164 229H162V230H164ZM170 229V228H169ZM173 229V228H172ZM171 229V230H172ZM177 229V228H176ZM182 229V228H181ZM260 231H262L260 228H258ZM1 230V229H0ZM23 230V231H24ZM170 230V232H172ZM183 230V229H182ZM221 230H223V231H221ZM255 229H253V231H254ZM3 231V230H2ZM13 230L11 229V232H12ZM95 231H97L96 229H95ZM115 231V230H114ZM165 231H167V230H165ZM164 231V232H165ZM174 231H175V229H174ZM185 231V230H184ZM200 231H202V230H200ZM5 232V235H6V232L7 231H4ZM88 232V231H87ZM99 232V231H98ZM97 232V233H98ZM111 232H113V230H111ZM110 232V233H111ZM185 232H187V231H185ZM263 232V231H262ZM261 232V235H263V237H264V232L262 233ZM2 233V232H1ZM0 233V234H1ZM8 233V232H7ZM13 233V232H12ZM15 233V232H14ZM20 233V232H19ZM178 233H180V231H178L177 233H176V236H178L179 234ZM202 233V232H201ZM204 233V234H205ZM258 233V232H257ZM257 233H255V234H257ZM17 234H18V232H17ZM163 234V233H162ZM173 234V232L171 233V235ZM178 234V235H177ZM203 234V233H202ZM2 235V237L0 236V238H4L5 237V235H4V237H3V234H1ZM16 235V234H15ZM20 235V234H19ZM87 235V234H86ZM89 235V234H88ZM165 235V234H164ZM168 235H170L169 233H168ZM182 235H183V237H185L184 236V233H183V231H182ZM190 235V234H189ZM258 235V234H257ZM261 235L259 236V238L261 237ZM13 236V235H12ZM16 236H18V235H16ZM78 236V235H77ZM175 236V235H174ZM175 236V237H176ZM187 234H186V238H187ZM199 236V235H198ZM201 236V235H200ZM20 237V236H19ZM160 237V236H159ZM175 237H173V238H175ZM178 237H180V236H178ZM177 237V238H178ZM179 238L180 240H177V242H175L174 240L172 241V243L174 244V246H171L172 248H179L180 250H177L176 252L178 253L179 251V253H181V254H179V257H180V255H181V259H180V264H210V263H208V262H206V260H207V257L206 258H204V259H206V260H204L203 259V257H204V255L205 254H199V253H202V251H203V249H207V248H203L204 246L202 245L201 247H202V250H201V248H199L200 246L199 245H197L198 246V249H199V251H201V252H198V250H197V246L195 245V244H192V241H188V238L187 239H185V241H184V238ZM189 237V236H188ZM202 237V236H201ZM200 237V238H201ZM204 237L205 236H203V239H204ZM13 238V237H12ZM164 238H166V237H164ZM229 238V239H230ZM233 238H234V240H233ZM244 238V239H243ZM5 239H6V237H5ZM5 239H3L2 241H4ZM15 239V238H14ZM77 239V238H76ZM167 239V238H166ZM165 239V240H166ZM245 239V241L244 242H246L247 240ZM262 239H264V238H262ZM190 240V239H189ZM197 240L199 241L200 239H198L197 238ZM207 240V239H206ZM220 240H221V238H220ZM220 240H218V241H220ZM6 242V245H8L9 244V242H8V244H7V240H5ZM8 241H10V239L8 240ZM17 240H15V242H16ZM19 242H17V244L15 245V246H17L19 243H20V240H18ZM196 241V240H195ZM194 241V242H195ZM13 242V241H12ZM85 242V243H84ZM156 242V241H155ZM175 242V243H174ZM193 242V243H194ZM201 241H199V243H200ZM214 242V243H213ZM222 242H224L223 241V239H222ZM75 243H76V241H75ZM121 243V242H120ZM160 243V242H159ZM159 243L157 242V244L159 245ZM169 243V242H168ZM189 243H191V244H189ZM195 243H197V242H195ZM199 243H197V244H199ZM203 243V242H202ZM229 243H231L230 241H229ZM32 244V243H31ZM162 244V243H161ZM205 244H207V242L205 243ZM232 244V243H231ZM237 244V243H236ZM238 244H239V242H238ZM29 245V244H28ZM76 245V247H77V243L75 244ZM158 245H156V246H158ZM222 245H223V243H222ZM225 245V244H224ZM223 245V246H224ZM233 246H234V244H232ZM10 246V245H9ZM19 246V245H18ZM17 246V247H18ZM21 246V245H20ZM19 246V247H20ZM22 246H23V244H22ZM21 246V247H22ZM24 246H25V243H24ZM153 246H155V245H153ZM164 246H165V243H164ZM13 248V250H15V248L16 247H13V245H11L10 246V248ZM161 247H162V245H161ZM166 247V246H165ZM235 247V246H234ZM237 247V246H236ZM6 247H3V249H5ZM26 248V247H25ZM23 249V247L22 248H18V249H16L15 251H13V252H10V254L9 255H11V256H9L8 258L10 259V262H8V263H10V264H19V262H18V260L19 259H23V260H25L27 257H24V256H26L25 254H23V251L24 250H26V249ZM28 248V247H27ZM112 248L114 249V251L116 252V254L118 255V260H115V255L113 256V251H111L112 250ZM154 248V249H153ZM150 247V250H151V252L153 253V251L154 250H158V248L156 247V249H155V247ZM29 249V248H28ZM161 249V251H162V249H163V247L162 248H160ZM160 249H159V253H160ZM234 249V248H233ZM12 250V249H11ZM30 251H33V249L31 250V249H29ZM224 250V249H223ZM3 251H5V250H2V252ZM37 251V250H36ZM205 252H208L207 250H204ZM203 251V253H205ZM217 251V252H218ZM29 252V251H28ZM155 252V251H154ZM163 252H165V254H168V251H167V247H166V251L165 250H163ZM163 252H161V253H163ZM167 252V253H166ZM169 252H171V249L169 250ZM173 252V251H172ZM214 252V251H213ZM212 252V253H213ZM224 252V251H223ZM4 253V252H3ZM7 253V252H6ZM25 253H27V252H25ZM41 253H43V252H41ZM40 253V254H41ZM45 253V252H44ZM158 253V252H157ZM160 253V254H161ZM262 253H264V252H262ZM8 254V253H7ZM49 254V253H48ZM74 254V253H73ZM77 253H75V255H76ZM155 254H156V252H155ZM154 254V255H155ZM159 254V255H160ZM176 254V253H175ZM178 254H176V255H178ZM206 254H208V253H206ZM209 254H211L210 252H209ZM215 254V253H214ZM218 254V253H217ZM215 255V256H218V255ZM234 254V253H233ZM29 255V254H28ZM163 255H164V253H163ZM170 255L171 256H168V257H166V255H165V258H170V257H172V255H173V253L171 254L170 253ZM175 255V256H176ZM200 255H203V256H200ZM212 255V254H211ZM1 256V255H0ZM3 256V255H2ZM8 256V255H7ZM37 256H40V255H37ZM42 256V255H41ZM44 256V255H43ZM160 256H162V255H160ZM206 256V255H205ZM220 256V255H219ZM221 256H226V255H224V254H222ZM220 256V257H221ZM232 256V255H231ZM164 257V256H163ZM173 257H174V255H173ZM172 257V258H173ZM220 257H218L219 259H220ZM1 258V263L0 264H6L5 262H4V258H7V257H5L4 256V258H2V257H0ZM25 258V259H24ZM29 258V257H28ZM34 258V257H33ZM178 258V257H177ZM177 258H176V260H177ZM75 259V256H74V258H72V260H71V262L73 261H75L74 260ZM153 259H154V257H153ZM155 259H156V257H155ZM163 261H162V260ZM208 259H210L209 257H208ZM218 259V260H219ZM2 260H3V262H2ZM31 260V259H30ZM69 260V261H70ZM160 260L164 263H167L168 261H169V259H166V261L163 259V258H160ZM159 260V261H160ZM175 260V262H177ZM213 260H215V259H213ZM78 261V260H77ZM158 261V262H159ZM224 261V260H223ZM223 261H222V264H226V262H224L223 263ZM27 262H29V261H27ZM27 262H26V264H27ZM68 262V261H67ZM174 262V260H172V263ZM174 262V263H175ZM215 262V261H214ZM221 262V261H220ZM220 262H215L216 264H218V263H220ZM25 263V262H24ZM30 263V262H29ZM70 263V262H69ZM163 263H161V264H163ZM214 263V264H215ZM21 264V263H20ZM73 264H75V263H73ZM228 264V263H227ZM231 264V263H230ZM239 264V263H238Z\"/></svg>",
  "mask_w": 264,
  "mask_h": 264
}]
</instances>
